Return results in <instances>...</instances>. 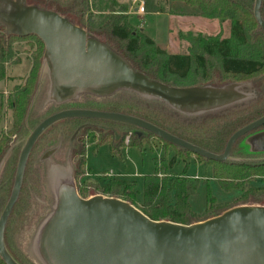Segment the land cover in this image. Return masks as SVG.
Wrapping results in <instances>:
<instances>
[{"label":"water","instance_id":"obj_1","mask_svg":"<svg viewBox=\"0 0 264 264\" xmlns=\"http://www.w3.org/2000/svg\"><path fill=\"white\" fill-rule=\"evenodd\" d=\"M261 3L254 0L253 16L264 33ZM0 27L7 35H35L42 41L38 82L44 72L48 78L43 105L76 100L81 94L106 97L123 91L141 100L158 102L184 118H195L256 96L242 90L250 86L249 82L174 87L150 79L84 28L54 10L25 0H0ZM67 119L131 126L216 162L241 161L230 157L233 145L264 124L262 115L240 127L227 139L223 151L214 153L123 112L78 107L45 117L30 131L19 152L10 194L0 213V258L5 264H19L5 246L4 230L20 193L29 155L49 127ZM60 145L47 148L37 159L48 202L24 248L35 264H264V205H235L190 224L152 220L119 197H81L71 150L61 161L54 157ZM6 157L7 154L0 161V173Z\"/></svg>","mask_w":264,"mask_h":264},{"label":"trees","instance_id":"obj_2","mask_svg":"<svg viewBox=\"0 0 264 264\" xmlns=\"http://www.w3.org/2000/svg\"><path fill=\"white\" fill-rule=\"evenodd\" d=\"M64 1L68 2L70 0ZM74 1L76 0H72V2ZM143 2L145 13L190 14L179 9H169V6L176 2L186 5L194 9V15L200 16L207 21L216 20L219 24V31L217 34L197 32L198 34L196 33L195 36L192 32H186L185 35L189 38L192 35L195 39H189L186 53L174 54L167 52L165 46L157 44L142 29L132 26L128 21V15L126 13L128 11V5L118 0H81L80 6L82 8L79 12H73L66 8L64 12L62 10L64 8L60 9L54 5L48 6V9L60 13L74 24L80 27L82 26V28L84 27L88 35L98 40L102 41L101 36L103 34L115 39L121 43L120 45L125 54L137 62L138 69L149 78H153L169 86H194V84H191L192 80L199 73L200 77L206 80L207 60L213 57L216 59V65L221 78L225 81L238 82L253 80L254 77L264 72V33H261L260 36L254 34L255 36L252 37V46L248 45L250 40L249 35L251 33L250 26L254 22L256 25L258 24L253 19L254 16L252 18L253 13L251 12L252 14H250L245 3H241L238 0H143ZM88 3L91 5V8L88 7ZM164 7H167V11H165ZM78 16L81 20L77 23L75 22V18ZM225 32L228 33V36L222 37V33ZM25 38H34L38 43V51L31 58V69L25 79V83L23 85H15L7 97V105L13 113V123L9 134L0 132V160H2L5 153L8 152L7 150H9V154L5 159L3 177L0 181L3 191L4 188L8 189L10 186L19 147L26 140H23L24 136L22 137L16 134L22 131L29 132V129L33 126L32 123L35 121V114L33 115L32 112L26 113L38 88L37 76L44 46L42 41L35 35L24 37L7 35L0 27V80L10 79L7 73V67L20 62V58L17 56V51L13 48V44ZM154 64L155 66L152 67ZM40 91L42 90H39L35 97V102L40 97ZM106 110L123 112L143 118L184 140L214 153L222 152L227 138L235 130L233 128L234 125L231 126L229 122H226L224 125H218V123L217 125L215 123L207 124L206 122L208 120L214 119L216 121V116L211 114L195 117L194 119H178V114L171 111H165L161 115H151L138 110L132 111L126 107H113ZM227 111L223 112L227 113ZM263 113L264 110L257 114L261 115ZM257 114L254 117L259 116ZM217 121L227 120L225 116H221ZM124 126L130 129H136L131 126ZM12 135L18 138L10 143V137ZM147 135L154 136L148 132ZM144 141H146V138L142 137L137 142L132 141L131 144L141 147ZM102 142L111 144L112 152L124 145L123 141H120L116 145L108 141L107 138ZM162 142L167 147L173 146L167 142ZM173 147L177 149L178 153L191 154L187 150L176 146ZM235 149L233 148V151ZM177 157L179 156L175 154L169 159L167 162L168 168L173 167ZM195 157L213 166V177L217 179L223 190L230 191L232 189H239L242 193L229 203H225V206H218L215 198L210 193V189L207 188L206 207L203 212L205 217L203 219L217 215L232 205L248 203L244 199L245 195L247 196L250 193L264 194L263 185L252 186L250 183L255 177L264 178V160L257 164H251L230 161L216 162L196 155ZM179 158L184 164L180 175L160 176L158 171H154V173L144 177L142 202L140 206L136 205L138 190H136L134 182L113 178L100 188V192L103 195L115 196L128 201L152 220H167L182 224L199 221V219H195L198 216L191 210L190 197L196 193L200 180L186 175L190 158L182 156ZM84 161L83 159L81 162L82 165H84ZM78 192L82 197L85 196L83 190L79 187ZM11 256L13 257V255ZM13 258L19 264H22L15 257ZM0 264H5L1 258Z\"/></svg>","mask_w":264,"mask_h":264},{"label":"rangeland","instance_id":"obj_3","mask_svg":"<svg viewBox=\"0 0 264 264\" xmlns=\"http://www.w3.org/2000/svg\"><path fill=\"white\" fill-rule=\"evenodd\" d=\"M25 1L27 4L37 5L43 9H48V6L54 5L55 7H58L60 9L64 8L62 9L64 12L65 8L73 12H79V10L82 8V6H80L81 0H76L74 2H72V0L68 2H65L64 0ZM118 1L128 5L129 0ZM238 1L241 3H245V6L248 11H250V14L253 13L254 0ZM88 7L91 8V5L89 3ZM169 7V9H179L185 13H190L194 15L193 8L180 4L178 2L171 4ZM164 9L165 11H167V7H164ZM260 12L262 17L264 18V0H262ZM80 20L81 18L79 16L75 18V22L77 23L80 22ZM177 20L178 19L174 17L171 20V18L165 14L143 13L142 15H138L129 13L128 15V21L132 26L142 29L146 35L155 38L157 41L155 42L157 44L163 46L165 44H169L170 36L168 35V32L169 28H172L173 33L171 34V47L173 48V51H175L176 53H186L188 50L187 46L189 45V39L195 38L192 35L189 38L187 35H185V31H181L178 33L176 29H178L181 25L177 23ZM193 27V30L199 29L194 24ZM250 27L251 33L249 35L250 40L248 45L252 46V37H254L255 35L260 36L261 33L263 34V32L260 30L258 25L255 24V22ZM193 30L189 32H192L195 36L197 32ZM200 30H202V28H200ZM204 34L207 33L204 32ZM101 39L102 42L106 43L114 51L126 58L134 69L142 72L140 69L137 68L139 67L137 65V62L125 54L120 45L121 43H119L115 39L110 38L106 34H103L101 36ZM13 48L16 49L17 56H19L20 58V62L9 65L7 67V73L10 76V79L0 80V104H2L0 107V132L4 134H9L13 123V113L11 108L7 105V97L15 85H23L25 83V79L31 69V58L36 53V51H38V43L35 41L34 38H25L24 40L15 42L13 44ZM168 49L167 47H165V50L171 53V50ZM213 58H208L207 60V72L205 74L206 80L202 79L199 73V75L195 77V79L193 78V80L195 81L192 80V85L194 84V86H203L206 84H212V82L214 83L215 81H221V75L216 65V59ZM41 64L38 69V88L35 92L36 95L34 94L26 113L28 114L32 112L33 115H36L34 118L35 121L32 123L33 128L45 117L53 114L58 110L65 108L82 107L106 110L108 108L113 107H126L127 109H130L132 111L138 110L140 112H146L151 115H161L165 113V111L174 112L158 102L141 100L135 97L134 95L125 93L123 91L113 93V95L109 97H97L90 94H81L76 100H70L60 105H56L53 102H48L47 104L43 105L45 92L48 85V78L46 73L44 72L42 73L41 79L38 82ZM154 66L155 64L152 65V67ZM253 80L258 81V87L260 86L259 80L264 85V72L254 77ZM39 90L42 91H40L39 99L35 102V97L37 96ZM263 110L264 104L259 100L251 102L249 105H236L231 108L227 113H225L229 114L228 116H226L227 118L233 119L235 121H217V119H219L221 116H216V121H214V119H211L208 120L206 123H215V125H217L218 123V125H224L226 122H231L229 124L231 126L234 125L233 128H236L240 125L241 122L249 120L250 118L254 117L258 112H262ZM177 117L178 119H184V117L180 115H177ZM232 122H234V124H232ZM32 127L31 129H29V132L22 131L21 133H17L16 135H21L22 137L24 136L23 140H25L28 137L30 131L33 129ZM142 137L146 138V141L143 142L141 147L131 144L132 141L137 142ZM17 138L15 137V135H12L10 137V143H12ZM106 138L108 141H111L116 145L119 144L120 141H123L124 145L116 149V151L112 152L111 144H109L108 142H102ZM59 142L61 143L60 146L63 148V150H61V155L55 156V158L57 160H62L61 157L63 152L66 149L71 150V159L75 168L74 179L77 191L79 187L83 190V193L85 194L83 198H87L95 194H102L100 192V188L103 187L110 179L117 178L135 183L136 190H138L136 205L140 206L142 202L141 198L144 177L146 175L154 173V171H158L160 176L180 175L184 166L182 160L179 158L180 156L190 158L189 166L186 169V175L198 178L200 180L196 193L190 197L191 210L194 214H196V216H198V218L195 219H199L200 221L203 220V218L205 217V214H203V212L206 207L207 188L210 189V193L215 198L216 204L218 206H225V203H229L231 200L242 194L239 189H232L230 191L223 190L220 187L217 179L213 177L212 165L205 163V161L203 160L197 159L192 153L190 155H187L185 153H178L175 147H167L161 140L154 136L147 135V132L145 131H141L139 129H130L129 127L124 126L123 124L108 123L107 121L101 120H62L49 127L35 143L26 164L21 191L5 225V246L7 250L10 251L9 253L13 255V257H15L22 264H35L26 254L24 248L27 243V239L34 228V225L36 224L38 218L41 216V214L46 208L45 205L41 206L39 204L44 203V201L48 202V197L45 193L43 184L42 166L37 162V159L44 150L55 146ZM23 144L20 145L21 147H19L18 150L9 188H4L3 191L2 184L0 183V213L10 194L18 155ZM7 151L8 152H6L5 154L8 155L9 150ZM175 154L179 157L176 158L173 167L168 168L167 162ZM231 155V157L233 158H239L240 156L236 151H232ZM83 159L85 160V163L83 162L84 165H82L81 163ZM230 162L236 161L231 160ZM4 165L0 173V181L3 177ZM250 183L252 186H264V178L255 177V179H253V181H251ZM244 199L246 202L248 201V203L243 204L264 205V194L250 193L247 196L245 195Z\"/></svg>","mask_w":264,"mask_h":264},{"label":"flooded vegetation","instance_id":"obj_4","mask_svg":"<svg viewBox=\"0 0 264 264\" xmlns=\"http://www.w3.org/2000/svg\"><path fill=\"white\" fill-rule=\"evenodd\" d=\"M220 80V79H219ZM233 81H225V80H222L221 78V81H215L214 83L212 82V86H215V87H219V86H222V85H225V84H228V83H232ZM238 82H243V83H250V86H244L242 88L243 91H246V92H252L254 93L256 96L254 98H252L251 100L249 101H246L244 103H241V104H237L238 106L239 105H245V104H250L251 102H255V101H260V102H263L264 104V85L263 83L259 80V84L260 86L258 87L257 85V82L258 81H254V80H244V81H238ZM113 95V94H112ZM106 97H109V96H106ZM54 103V102H53ZM65 103V102H64ZM63 104V103H61ZM56 105H60V104H56ZM236 106V105H235ZM234 106L230 107V108H227L225 110H222V111H219V112H216V113H210L211 115H215V116H228L229 114H225L223 111H227V110H230L231 108H233ZM75 108V107H74ZM67 109V108H65ZM63 110V109H61ZM99 110V109H98ZM59 111V110H58ZM108 111V110H107ZM57 112V111H56ZM228 112V111H227ZM55 113V112H54ZM206 115H209V114H206ZM206 115H202V116H206ZM263 114L259 115V116H256L254 118H250V120H247L246 122H244L243 124H240L239 126H237L235 128V130L232 132L234 133L237 129H239L240 127L250 123L251 121H254L255 119L261 117ZM202 116H198V117H202ZM226 120L227 121H235L233 119H229L226 117ZM231 123V122H229ZM231 133V134H232ZM230 134V135H231ZM229 135V137H230ZM228 137V138H229ZM227 138V139H228ZM227 141V140H226ZM34 147V146H33ZM233 148H237L235 149L234 151L238 152V154L241 156H239L238 159H241L240 162H246V163H260L264 160V124L262 126H260L259 128L245 134L244 136H242L241 138H239L235 144L233 145L232 147V150L231 152L233 151ZM224 149V148H223ZM63 148L60 146L59 149L55 152L54 154V157L55 156H59L61 155ZM68 149H66L63 154H62V160L64 159L63 157H65L66 153H67ZM223 151V150H222ZM30 156V155H29ZM231 153H230V157H231ZM233 158V157H231ZM61 161V160H59ZM228 161H231V160H228ZM21 191V190H20ZM45 203V201H44ZM42 203V204H39L41 206H44L45 204Z\"/></svg>","mask_w":264,"mask_h":264},{"label":"crops","instance_id":"obj_5","mask_svg":"<svg viewBox=\"0 0 264 264\" xmlns=\"http://www.w3.org/2000/svg\"><path fill=\"white\" fill-rule=\"evenodd\" d=\"M133 10L134 9L132 7L131 0H129L128 1V11L126 12L127 15H129V13L130 14H135V13H133ZM154 14H165L168 17H170L171 20H172L173 17L177 18L178 19L177 23L179 25H181V26H179L178 29H176L178 33L181 32V31L188 32V31L193 30L194 29L193 24L196 25L199 28V29L193 30V31H196V32H201V33L205 32L207 34H217L218 31H219V24H218V22L216 20L207 21V20H205L202 17L197 16V15H193V14H180L179 15V14H170V13H154ZM189 19H191V20H189ZM200 28H202V30H200ZM172 31H173L172 28H169V32H168V35L170 36L169 44L168 45L165 44L164 46L167 47V49L169 48L171 50V53L177 54L175 51H173V48L171 47V43H172L171 34L173 33ZM226 36H228L227 32L222 33V37H226ZM150 38L153 39L154 41H156L155 38H152V37H150Z\"/></svg>","mask_w":264,"mask_h":264},{"label":"built area","instance_id":"obj_6","mask_svg":"<svg viewBox=\"0 0 264 264\" xmlns=\"http://www.w3.org/2000/svg\"><path fill=\"white\" fill-rule=\"evenodd\" d=\"M133 13L142 15L144 12V2L143 0H131Z\"/></svg>","mask_w":264,"mask_h":264}]
</instances>
